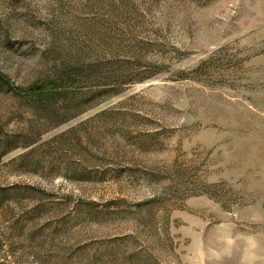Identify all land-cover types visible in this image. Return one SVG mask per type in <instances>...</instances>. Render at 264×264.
I'll use <instances>...</instances> for the list:
<instances>
[{
  "label": "rangeland",
  "instance_id": "374dc122",
  "mask_svg": "<svg viewBox=\"0 0 264 264\" xmlns=\"http://www.w3.org/2000/svg\"><path fill=\"white\" fill-rule=\"evenodd\" d=\"M4 137L0 264H264V0H0Z\"/></svg>",
  "mask_w": 264,
  "mask_h": 264
},
{
  "label": "trees",
  "instance_id": "16d2710c",
  "mask_svg": "<svg viewBox=\"0 0 264 264\" xmlns=\"http://www.w3.org/2000/svg\"><path fill=\"white\" fill-rule=\"evenodd\" d=\"M45 86L46 87H52V85H50V83L46 84ZM48 98H49L48 95H46L44 97V99H48ZM29 143H30V141L29 142L28 141L25 142V144H29ZM15 146L16 145H14L13 140H11V139H9L7 137H4V139L0 138V157L2 155H4L6 152H8L9 150L15 148Z\"/></svg>",
  "mask_w": 264,
  "mask_h": 264
}]
</instances>
